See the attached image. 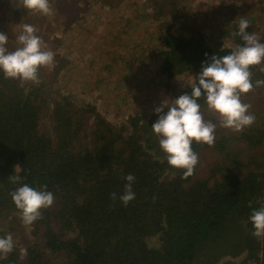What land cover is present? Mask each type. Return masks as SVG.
<instances>
[{
  "label": "trees",
  "instance_id": "obj_1",
  "mask_svg": "<svg viewBox=\"0 0 264 264\" xmlns=\"http://www.w3.org/2000/svg\"><path fill=\"white\" fill-rule=\"evenodd\" d=\"M50 7L46 17L61 51L51 66L39 69V83L5 78L0 72V237L11 235L14 241L13 250L0 255V264H234L232 259L245 253L247 261L264 264L262 245L252 235L249 220L252 210L264 204V158L248 162L253 168L247 169L229 155L232 144L226 145L235 137H223L211 146L193 141L198 162L191 175L183 176L185 170L168 164L152 131L159 114L153 110L144 115L139 108L114 125L99 113L102 94L90 95L91 82H79L78 75H84L91 62L84 63V72H74L80 63L74 60L73 42L68 47L66 43L72 30L84 28L81 2L50 0ZM22 8L24 23L14 27L18 19L13 11V26L7 31L10 51L18 46L15 40L25 24L33 25L42 38V14ZM4 10L0 15L6 18ZM148 10L155 19L161 10L165 13L156 0ZM194 19L191 25L182 16L159 19L162 50L155 59V74L188 75L190 80L171 99L191 91L202 61L226 55L242 43L237 30L219 38L201 29V24L207 26L202 14ZM109 32L112 39L105 33L85 46L83 60L112 62L120 42ZM252 66L263 67L264 62ZM199 103L207 107L203 96ZM89 117L91 123L85 126ZM263 138L236 137L247 140L248 147H259ZM210 147L221 156L202 165L200 156ZM14 174L20 177L16 183ZM128 174L135 177V197L124 204L120 196ZM23 183L46 185L54 194L53 204L42 208V218L30 225L22 222L11 196Z\"/></svg>",
  "mask_w": 264,
  "mask_h": 264
},
{
  "label": "rangeland",
  "instance_id": "obj_2",
  "mask_svg": "<svg viewBox=\"0 0 264 264\" xmlns=\"http://www.w3.org/2000/svg\"><path fill=\"white\" fill-rule=\"evenodd\" d=\"M66 1L72 2L74 0ZM79 1L82 7L86 9L82 24L84 28L80 32L75 29V31L72 30L66 46L68 47L69 43L73 42L70 48H75L74 60H78V64L80 63V67L75 69L74 72H84V63H87V60L91 62V66L86 73L78 75L79 82L88 80L91 82L88 86L90 95L95 96V92L102 94V108L99 113L102 117L111 120L114 125L121 124L130 112L139 108L144 110V115H151V111L160 106L164 99L170 100L190 82L188 75L165 77L155 74V59L159 57L162 50V41L159 29H157L160 21L165 19L173 21L176 16H182V19L190 21V23H187L191 25L196 21L194 17L202 14L203 21L207 26L201 24V29L222 38L223 35L230 33L233 29L238 30L240 18L244 17L249 21L246 31L257 34L264 42V0H156L162 6V9L165 8V13H162L163 10H161L160 17L157 16L156 19L150 15L148 10V5L152 0ZM4 7L7 8L4 11L8 12L9 16L4 18L5 14L3 12L0 15V32L8 34L9 25L13 26V11H15L18 19V23L14 24V27L24 23L25 14L21 13V9H23L21 0H0V12ZM176 8L181 12H178ZM94 12L97 13L92 14ZM40 16H37V18ZM95 16H97V19ZM123 17L126 20L120 25V20ZM160 18L163 20H159ZM42 19L45 21L44 27L42 25L44 30L41 31L42 40L47 44V49L59 54L58 51H61V47L58 45L57 35L52 32V24L48 21V17L42 15ZM51 19L55 21V18ZM29 23L34 24L33 21ZM107 26L112 30V34H115V42H120L118 52L112 58V62L100 64L97 59L92 57L83 60L80 53L85 50V46H90L94 39H100V37L95 36L100 35L102 37L105 33L111 35L110 30L105 31ZM49 36H51V39ZM47 39L49 41H46ZM100 68L104 69L102 70L105 73L103 79L99 72ZM261 68V66L250 67L253 88L240 96L243 103L250 105L248 111L255 116V120L251 125L240 131L222 127L219 116L213 110L209 109L208 106L200 109L205 121L216 124L214 144L216 145L221 139L223 141V137H230L231 139L235 137L232 142L228 141L227 145L226 141L224 143L227 148H230V144H232L229 155L234 158L231 155L234 154L240 161L237 158L234 159L238 160L242 166L248 165L247 169L253 168L248 162L254 160L257 163L259 158H264V138L259 147H248L249 142L247 140L245 142L236 139V137L242 138L243 134L251 138L264 134V85H255L257 79H264V71H261ZM91 79H95V81H90ZM96 84L99 85V91L96 90V86H98ZM90 123L91 117L87 119L85 126H89ZM233 143L237 144L235 148H233ZM220 156L221 154L216 147L215 151L211 147L206 148L200 156L202 165L203 163H210L214 159L217 161ZM240 169L243 170L242 167ZM262 185L264 194V180ZM259 242L262 245L259 254L264 255L262 249L264 236L259 237ZM246 257L245 253L234 257L232 260L234 264H263L249 262Z\"/></svg>",
  "mask_w": 264,
  "mask_h": 264
},
{
  "label": "clouds",
  "instance_id": "obj_3",
  "mask_svg": "<svg viewBox=\"0 0 264 264\" xmlns=\"http://www.w3.org/2000/svg\"><path fill=\"white\" fill-rule=\"evenodd\" d=\"M23 7L44 16L52 12L50 0H23ZM248 25L249 21L241 17L235 35L242 43H236L226 55L213 54L201 62V70L190 84V92L170 99L171 104L167 102L169 99H164L160 106L154 108L159 115L151 127L159 147L170 166L185 170V177L193 173L198 162V155L191 146L193 141L209 146L215 141L216 124L204 120L199 98L203 96L208 108L219 116L222 127L240 131L255 120V116L248 111L250 105L243 103L240 96L253 88L250 66L264 62V42L257 34L246 31ZM16 39L18 46L10 51L7 34L0 32V72L5 78L39 83V69L51 66L55 53L46 48L31 24L23 25ZM261 71H264V67ZM255 85H264V79H257ZM165 107L166 112L163 111ZM11 179L16 183L20 177L14 174ZM125 180V192L120 199L127 204L135 197L132 191L135 177L128 174ZM46 189V185L36 188L23 183L12 191V200L25 225L42 218L40 210L53 204L54 194ZM249 220L253 227L252 235L264 236V206L253 209ZM13 247L11 235L0 237V255L10 253ZM21 254L26 255L27 249H21Z\"/></svg>",
  "mask_w": 264,
  "mask_h": 264
}]
</instances>
